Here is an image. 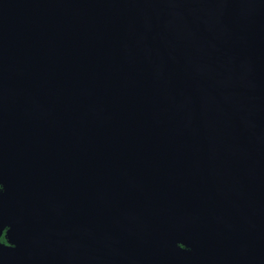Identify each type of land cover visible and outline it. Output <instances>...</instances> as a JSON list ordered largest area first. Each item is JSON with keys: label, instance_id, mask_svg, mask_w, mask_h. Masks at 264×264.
I'll return each instance as SVG.
<instances>
[{"label": "water", "instance_id": "95a60500", "mask_svg": "<svg viewBox=\"0 0 264 264\" xmlns=\"http://www.w3.org/2000/svg\"><path fill=\"white\" fill-rule=\"evenodd\" d=\"M0 264H264V0H0Z\"/></svg>", "mask_w": 264, "mask_h": 264}, {"label": "flooded vegetation", "instance_id": "af4514ba", "mask_svg": "<svg viewBox=\"0 0 264 264\" xmlns=\"http://www.w3.org/2000/svg\"><path fill=\"white\" fill-rule=\"evenodd\" d=\"M1 190H3V188H2V184H0V191H1ZM9 226H10V224L6 225V226L2 229L1 234H0V242H1V243H4V244H6V245H10V242H8V240H7L6 236H5V234H6V230L8 229Z\"/></svg>", "mask_w": 264, "mask_h": 264}]
</instances>
